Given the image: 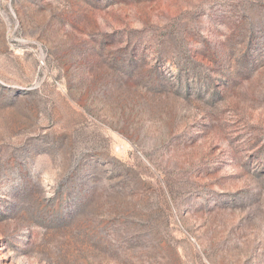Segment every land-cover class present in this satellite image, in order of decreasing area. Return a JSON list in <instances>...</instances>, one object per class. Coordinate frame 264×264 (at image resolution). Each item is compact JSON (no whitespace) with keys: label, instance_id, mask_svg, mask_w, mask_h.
Segmentation results:
<instances>
[{"label":"rangeland","instance_id":"374dc122","mask_svg":"<svg viewBox=\"0 0 264 264\" xmlns=\"http://www.w3.org/2000/svg\"><path fill=\"white\" fill-rule=\"evenodd\" d=\"M0 264H264V0H0Z\"/></svg>","mask_w":264,"mask_h":264}]
</instances>
